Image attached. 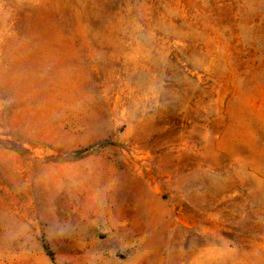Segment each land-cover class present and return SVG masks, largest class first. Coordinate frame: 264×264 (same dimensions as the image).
<instances>
[{
  "label": "rangeland",
  "instance_id": "obj_1",
  "mask_svg": "<svg viewBox=\"0 0 264 264\" xmlns=\"http://www.w3.org/2000/svg\"><path fill=\"white\" fill-rule=\"evenodd\" d=\"M0 264H264V0H0Z\"/></svg>",
  "mask_w": 264,
  "mask_h": 264
}]
</instances>
